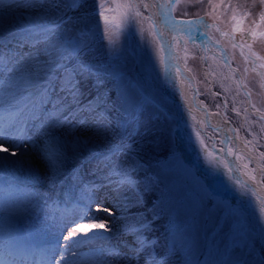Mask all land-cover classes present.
<instances>
[{
    "label": "snow or ice",
    "instance_id": "snow-or-ice-1",
    "mask_svg": "<svg viewBox=\"0 0 264 264\" xmlns=\"http://www.w3.org/2000/svg\"><path fill=\"white\" fill-rule=\"evenodd\" d=\"M84 4L0 0V264H264V217L257 211L249 221V192L199 147L197 159L240 201L234 206L195 177L179 151L196 145L187 119L169 114L147 78L129 75L121 48L108 44L98 55L88 23L96 11L75 15ZM152 6L165 27L184 26L190 40L206 43L196 31L201 17L177 21L171 0ZM97 7L103 15L133 5ZM139 15L123 13L128 34ZM40 180L52 194L30 186ZM105 190L111 207L97 203ZM100 213L110 219L92 223ZM162 216L167 224L156 235Z\"/></svg>",
    "mask_w": 264,
    "mask_h": 264
},
{
    "label": "rangeland",
    "instance_id": "rangeland-1",
    "mask_svg": "<svg viewBox=\"0 0 264 264\" xmlns=\"http://www.w3.org/2000/svg\"><path fill=\"white\" fill-rule=\"evenodd\" d=\"M159 1L169 2V0ZM98 2L105 3L109 8H114L117 3L132 4L133 7L122 8L118 12L103 10L104 14L98 15L101 11L97 7ZM141 6L142 0H85V4L75 15L96 11L97 14L89 17L88 23L96 27L98 55L104 57L108 44L121 48L122 56L119 64L126 67L129 75L141 80L147 78L152 84L150 91L157 101L162 103L166 101L165 107L169 114L175 115L181 124L185 118L187 119L196 145L186 142L180 145L179 151L185 163L192 167L195 177L208 185L219 198L231 202L234 206L238 204L240 197L227 186L224 177L211 176L205 163L197 159L196 147H199L205 161L213 167L219 165L228 180L242 191L249 192L255 202V208L247 207L245 203L244 210L249 221L254 223L257 211L261 217H264V208L251 190L240 182L236 183L237 180L231 176L226 160L222 156L223 147L217 133L205 127L196 116L175 101L174 95L178 96L176 90L173 98L168 96L162 48L154 33L153 25ZM137 11L140 15L135 17V27L131 34H128L130 24L123 13L128 12L132 15ZM172 12L177 20L195 21L197 17L203 19L196 28L200 33H206L214 43L213 48L202 45L199 40L195 42L190 40L181 27L174 42L175 50L192 74L203 106L231 123L238 138L245 140L264 167V120L260 119L264 116V35H261L264 33V21L260 19L261 14L264 13V3L260 0H199V3L190 4V0H175ZM105 16L108 17V22L105 21ZM204 24L208 27L205 28ZM253 32L256 33L254 37L251 35ZM148 111L152 109L149 108ZM182 134L187 137L188 129H184ZM229 150L230 154L236 156L243 164L245 172L254 179L255 168L247 157L237 155L232 145ZM261 179L264 183V172ZM40 181L35 184L31 182L30 186L50 192L48 186ZM106 191L97 194V201L102 198V203L111 207V199L105 197ZM58 192H60L59 198L63 199V191L58 189ZM138 210L132 209L133 212ZM114 211L117 216L120 215L119 210ZM102 214L104 215L101 216L100 221L105 223L110 217L108 214ZM121 223L122 221L117 220L116 227ZM166 224L167 216H162L155 224L157 227L155 234L160 235ZM91 231L97 229L90 228L89 233ZM35 242L40 244L42 238L37 236Z\"/></svg>",
    "mask_w": 264,
    "mask_h": 264
},
{
    "label": "bare ground",
    "instance_id": "bare-ground-1",
    "mask_svg": "<svg viewBox=\"0 0 264 264\" xmlns=\"http://www.w3.org/2000/svg\"><path fill=\"white\" fill-rule=\"evenodd\" d=\"M145 1H146L147 5H150L147 8L143 7V5L146 4ZM145 1L142 0L143 5L141 7L145 10V12L147 14L149 12L152 15V18L154 19L158 29L160 31L162 30L164 32V37L166 38L168 45H169V48H170V51H168L169 54L167 56V59H168L167 75H168V77L169 76L171 77L172 82L170 84L166 83V90H167L169 97L171 96L173 98V95L175 94L174 90H176L178 92V96L176 94L174 96H175V100L177 101V103H179V105H181L184 109H186L192 115H194V116L198 115L201 122L203 123V121H204L203 124L205 127H206L205 122L210 121L208 124L213 125L212 123H214L222 129L223 137L228 141L229 147L232 145L234 147L235 153L237 155L240 154L244 157H247L250 164L254 166L255 178L252 179L248 175V173L245 172V170L243 168V164L240 163L237 160L236 156H234V155L232 157H230L232 168L234 170L238 171V173L245 176V178L247 180H249L254 185V187L256 188L258 193L262 196V200L264 202V183L261 179V175L264 172V167L262 166L259 157L256 155V153H254L249 148L248 144L245 142V140L243 138H238L237 133H236V131H235V129L231 123L226 122L219 114L211 112L208 108H207V110L209 111V113H208L209 117L207 118L206 112H204V111L202 112V110H199L196 108L194 101H193V92H192L193 88L191 86V83H194V78H193L192 74L188 71L186 78H184L174 66V65L179 64V65H182L183 67L186 68V66L183 64V62L180 58V55L176 52L175 47H174V42H175V39L178 37V33L170 30L167 27H165L163 25L162 21L157 17L158 9L154 6H152L156 2V0H145ZM159 3L164 4L166 2H160L159 1ZM196 31L200 33L198 28H196ZM202 45H204V46L208 45L209 47L213 48V44L208 37H207L206 43H204ZM171 48L174 51H171ZM197 99H199V100H197ZM197 99H196L197 104L203 106V104L200 100V92H199V96ZM209 118H211V119H209ZM217 135H218L219 140L221 141L220 135L219 134H217ZM32 182L35 184L36 182L40 183L41 181H32ZM101 200H102V198H100V200L97 201V203H102L103 201H101ZM94 208L95 207H93V209ZM100 215L103 216L104 214L100 213ZM94 222L95 223H102L100 220L94 221ZM156 229H157V227H156ZM97 231H103V229H97Z\"/></svg>",
    "mask_w": 264,
    "mask_h": 264
},
{
    "label": "water",
    "instance_id": "water-1",
    "mask_svg": "<svg viewBox=\"0 0 264 264\" xmlns=\"http://www.w3.org/2000/svg\"><path fill=\"white\" fill-rule=\"evenodd\" d=\"M175 0L172 1V4H174ZM143 5V3H142ZM172 15L174 16L173 12H172ZM148 18L150 19L152 25H153V30H154V33L156 35V37L158 38L159 42H160V45H161V48H162V51H163V61H164V67H165V77H168L167 75V70H168V59H167V56L169 54L168 51H170V48H169V45H168V42L166 40V38L163 36H161L159 34L160 30L158 29V27L156 26V23L154 21V19L152 18V15L148 12L147 14ZM176 19V18H175ZM177 20V19H176ZM177 21H184V20H177ZM181 27H184V26H181ZM214 44V43H213ZM171 51H174L172 48H171ZM176 53V52H175ZM227 60V59H226ZM175 68L179 71V73L184 77L186 78V75L188 74V70L183 67L182 65H174ZM191 86H192V92H193V101H194V104L196 106L197 109L199 110H202V112H206V116L207 118L209 117V111L207 110V108L205 106H202V105H199L197 104V99L198 96H199V92H198V88L196 87L195 83H191ZM168 94V93H167ZM169 96V95H168ZM170 98H172L170 96ZM197 99V100H196ZM176 101V100H175ZM177 102V101H176ZM181 106V105H180ZM198 118L199 121H201L198 117V115L196 116ZM211 119V118H209ZM210 121H206L205 124H206V127L217 132V134L220 135L221 137V145H222V156L224 157V159L226 160V163H227V167H228V170L230 171V174L232 175V177L234 179L237 180V178L239 179V182L249 188L260 200V204L261 206L264 208V202L262 200V196L258 193V191L256 190V188L254 187V185L245 178V176H243L242 174L238 173V171L234 170L232 168V165H231V160H230V157L231 154H230V150H229V145H228V141L223 137V132H222V129L220 127H218L216 124L212 123L213 125H210L208 124ZM204 123V121H203Z\"/></svg>",
    "mask_w": 264,
    "mask_h": 264
}]
</instances>
